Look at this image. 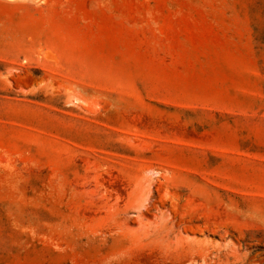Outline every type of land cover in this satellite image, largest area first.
<instances>
[{"label": "rangeland", "instance_id": "1", "mask_svg": "<svg viewBox=\"0 0 264 264\" xmlns=\"http://www.w3.org/2000/svg\"><path fill=\"white\" fill-rule=\"evenodd\" d=\"M11 3L0 264H264V0Z\"/></svg>", "mask_w": 264, "mask_h": 264}, {"label": "bare ground", "instance_id": "2", "mask_svg": "<svg viewBox=\"0 0 264 264\" xmlns=\"http://www.w3.org/2000/svg\"><path fill=\"white\" fill-rule=\"evenodd\" d=\"M0 1H1V0H0ZM2 1H4V2H9V3L12 2V3H13V2L16 1V0H2ZM20 1H21V0H20ZM24 1H25V0H24ZM28 1H29V0H28ZM34 1H39V0H33V2H34ZM44 1H45V0H44ZM17 2H19V1H17ZM22 2H23V1H22ZM12 3H11V4H12ZM30 3H32V2H30ZM6 4H8V3H6ZM6 4H5V5H6Z\"/></svg>", "mask_w": 264, "mask_h": 264}]
</instances>
